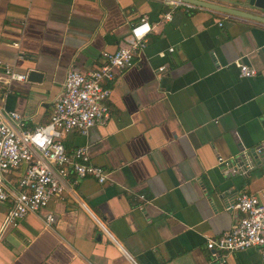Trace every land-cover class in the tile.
I'll use <instances>...</instances> for the list:
<instances>
[{
  "label": "crops",
  "instance_id": "obj_1",
  "mask_svg": "<svg viewBox=\"0 0 264 264\" xmlns=\"http://www.w3.org/2000/svg\"><path fill=\"white\" fill-rule=\"evenodd\" d=\"M144 16L146 49L104 83L109 119L63 137L68 151L88 147L107 182L81 179L5 231L0 201V264H264L258 248L207 247L242 216L228 208L240 193L264 203V23L169 0H0V62L40 73L3 87L4 104L29 128L47 123L68 71L103 64ZM242 62L258 74L241 77ZM253 152L254 165L228 172Z\"/></svg>",
  "mask_w": 264,
  "mask_h": 264
},
{
  "label": "built area",
  "instance_id": "obj_2",
  "mask_svg": "<svg viewBox=\"0 0 264 264\" xmlns=\"http://www.w3.org/2000/svg\"><path fill=\"white\" fill-rule=\"evenodd\" d=\"M169 1L173 8H203L189 1ZM166 19H172L171 12L166 14ZM220 25L223 23L220 22ZM142 28L146 30L137 35ZM151 31L152 25L144 16L131 24L126 44L113 53H107L103 64L88 73L69 70L47 123L27 127L22 115L6 108L0 94V201L11 203L3 231L18 226L28 214L40 215L53 199L64 198L70 186L81 179L93 177L100 184L107 182V169L91 161L88 147L68 151L63 137L72 130L86 134L97 123L109 119L111 109L107 100L111 88L104 83L114 81L121 72L136 64L137 56L147 47ZM0 65V90L13 80L28 79L27 73H20L1 62ZM239 69L241 77L251 78L258 74L257 69L243 62L239 64ZM164 70V66L159 68V72ZM263 150L264 146L258 148L259 153ZM218 160L220 164H230L222 156ZM23 164H27L25 172L15 182L9 181L7 175ZM239 171V167L233 166L228 172L236 174ZM228 208L239 211L242 216L230 230L209 239L207 247L223 253L258 248L264 262V203L257 195L242 192ZM54 221L52 213L44 217L47 228H51Z\"/></svg>",
  "mask_w": 264,
  "mask_h": 264
},
{
  "label": "water",
  "instance_id": "obj_3",
  "mask_svg": "<svg viewBox=\"0 0 264 264\" xmlns=\"http://www.w3.org/2000/svg\"><path fill=\"white\" fill-rule=\"evenodd\" d=\"M194 3L200 7L211 11L221 12L241 18H247L264 23V0H232V5H226L224 0H184ZM227 1V0H225ZM40 74L36 70L30 71L28 79L34 80ZM260 158L264 156V152L259 153ZM258 155L253 153L240 157L236 161V166L242 169L248 168L249 164L254 165L258 159ZM259 160V159H258ZM241 172V171H239Z\"/></svg>",
  "mask_w": 264,
  "mask_h": 264
},
{
  "label": "clouds",
  "instance_id": "obj_4",
  "mask_svg": "<svg viewBox=\"0 0 264 264\" xmlns=\"http://www.w3.org/2000/svg\"><path fill=\"white\" fill-rule=\"evenodd\" d=\"M145 30H146V28H142V29L138 30L137 35H139L141 32H143Z\"/></svg>",
  "mask_w": 264,
  "mask_h": 264
}]
</instances>
